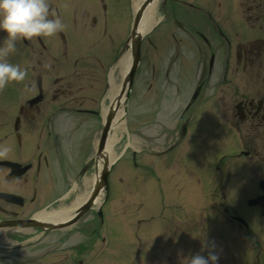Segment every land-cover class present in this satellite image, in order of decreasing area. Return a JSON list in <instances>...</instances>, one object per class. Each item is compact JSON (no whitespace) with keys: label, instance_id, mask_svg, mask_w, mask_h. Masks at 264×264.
<instances>
[{"label":"flooded vegetation","instance_id":"flooded-vegetation-1","mask_svg":"<svg viewBox=\"0 0 264 264\" xmlns=\"http://www.w3.org/2000/svg\"><path fill=\"white\" fill-rule=\"evenodd\" d=\"M46 2L49 5V17H55V0ZM216 5L218 9L224 8V16L229 23L224 32L229 39L228 44H223L217 38L213 23L199 15L195 23L197 36L192 45V64L197 77L194 90L198 92V97L201 98L206 91L215 90L218 85L222 96L219 103L223 113V125L217 126L215 118L211 115L193 117L187 128V134L190 136L188 150H198L200 145L207 150L214 149L215 139L222 133L217 129L222 128L231 149L224 162L215 166V174L209 182L216 181L226 190L239 187L242 194L233 193L232 196L241 201L246 194L248 195L245 197L248 198L260 193L258 182L264 180V0H236V3L223 0V3L218 1ZM34 54L39 55L40 52L36 51ZM39 64L37 57L34 60L36 68L33 65L32 69L39 71ZM212 76H217L222 83H214ZM6 93L5 84L0 88V148L6 147L8 151L0 155V159L30 163L28 169L21 174L10 171L7 165H0V190L21 196L20 204L0 200V218H16L28 215L32 204L37 203L40 162L38 143L34 139L29 144L24 141L21 133L18 138H15L13 133V137H9L6 116L8 101L4 99L7 97ZM198 102L197 99L188 100L180 114H190V107L194 109ZM196 109L198 111V107ZM38 112L39 108L35 105L25 104L21 110L26 129L35 136L39 135L34 131ZM194 141L197 147L191 148ZM223 198V193L218 197L213 194L210 196V202L222 203ZM222 208L220 214L232 224L235 221L233 212L227 211L226 206ZM9 234L15 238L22 234V230L12 228ZM58 240H55V243H58ZM55 246L65 253L60 256L61 259L52 260L49 264H72V261L74 264L78 261L81 244Z\"/></svg>","mask_w":264,"mask_h":264},{"label":"rangeland","instance_id":"rangeland-1","mask_svg":"<svg viewBox=\"0 0 264 264\" xmlns=\"http://www.w3.org/2000/svg\"><path fill=\"white\" fill-rule=\"evenodd\" d=\"M203 2H206L207 4H210V0H202ZM91 3L95 5L96 2L91 0ZM214 13L217 14V10L214 6H211ZM131 8H132V1L131 0H119L118 1V8L116 9L117 17L116 23H115V30L111 32L112 40L108 41L107 44V50L104 51L101 49V51L104 54V59L102 60L103 64L106 66L108 65L112 59L113 55L117 51V47H119L127 35L129 28H130V18H131ZM192 7L190 5H178L177 7L169 8L168 6L163 11L161 19L156 27L157 30H164L167 28H173L174 32H177V30L174 27L173 24V17L180 16L187 14V16H194L192 12ZM221 22L224 26H226L227 21L222 16L220 18ZM86 32H90L89 30H86ZM85 39L81 41L82 51H86L87 48H92L93 51H97L98 46L92 47L89 46V35L84 34ZM99 36H92V40L97 38ZM108 40V39H107ZM102 42H104V38L102 39ZM174 47L169 45L167 49V55L160 57V54L155 52L153 48L147 44L145 41H142L141 44V59L139 66L135 72L134 79H133V85L131 87V91L129 92L128 101H127V127L122 126L120 129L115 130V134L118 137L115 139L113 143V148L115 151V155L118 153L119 157L114 163L109 171V196L104 202V211L106 215V224L109 234L107 235V238L109 240V243L102 245L100 247L99 239L92 236L93 239H90L91 237L79 236L76 235L78 232L77 230L81 229H87L90 230L92 226L94 227V219L95 215L93 214V210L85 213L71 228L69 229V232L71 235L69 236L68 242L76 244L79 243L81 239H84L85 244L82 249L84 250L83 256L86 259V264H148V256H147V250H142L139 254H137L135 257L132 256L131 248L129 247V240L132 227H136L137 225V218L142 217L146 220L149 219V211H145L146 209L154 210L159 207L160 201V192L161 189H164L159 183H155L153 187V193H150V191L146 188V181L147 179H153L148 178L146 173L144 172L145 169H142L140 167H134L131 164V161L133 159L134 152L132 149H129V145L136 148H139L144 141L145 135V127L142 129L143 132H139L136 134L134 133L135 127H140L141 125L147 124L152 120V117L161 116L163 120H165L166 117L171 118L172 115L176 111L177 108L173 111V113L166 115V112L161 113L164 104V101H176L178 98L175 96L176 94L174 91H170V89L173 88L172 83L175 81V87L178 88V91H182L185 89V78L186 74L183 78L177 79V76L175 74L171 77L172 82L167 83L165 78L161 75V70L157 71L154 76L151 75V64L155 65V71L157 68L162 69L164 65L166 64L167 58L170 57L172 53H175ZM111 52V55L108 56ZM85 52L83 53V55ZM176 62V61H174ZM173 64L175 65L176 63ZM77 68H83L86 70V74L80 76V80L78 81L77 85L81 86V89L76 91L77 86H74V88L71 90L73 100H80L82 102V105L84 107H93V110L95 111L98 109L99 113L95 116H89L86 114L79 115L75 120H73L75 123L74 129L72 130V136L74 132L75 138H81L84 134V143L89 145V137L90 133L93 131V129L96 128V131L93 134H95V139L98 136V132L100 129V105L99 100L100 97H102L104 91L107 88V70L105 67L103 68V71H101L100 67L94 62H88L87 60H81L79 61V64L75 66ZM72 67V70L75 68ZM159 72V74H158ZM114 78L116 82H120V74L118 72V69H116L113 73ZM169 84V85H168ZM150 86V87H149ZM164 87V88H162ZM75 96V97H74ZM96 102V103H95ZM98 107V108H97ZM136 124V125H134ZM135 127H134V126ZM133 126V127H132ZM77 128V129H76ZM76 129V130H75ZM133 131H132V130ZM81 132V133H80ZM81 134V135H80ZM73 137L72 146L77 148L79 144V140L75 139ZM78 143V144H77ZM183 144L181 143L180 147ZM124 147H128L127 149H124ZM89 152H87V155H89ZM143 153V154H142ZM142 153L140 154L138 151H136V155L138 158V162L140 163H146L147 160H149V157H145L144 154H146L145 149H142ZM177 154V153H176ZM117 156V155H116ZM77 163L76 166L80 165L81 160L79 159L80 156H77ZM165 158V157H164ZM155 160V159H154ZM76 166L74 163L71 165V169L74 171L76 170ZM92 174L89 173V171L86 172V177H90ZM91 178V177H90ZM84 186L81 187V191L78 193L81 194L83 191V188L85 190H88V185L85 183ZM175 192L178 193H185V194H191L190 191H188L186 188H179L175 187ZM177 196L170 195L169 200H175L176 201ZM73 198V197H72ZM69 200H73V199ZM233 199V198H232ZM168 200V201H169ZM188 207H192V210L196 213V209L198 207H202L206 210L207 213V204L201 203L196 205H190L186 204ZM167 207V221L166 225L164 223H161V227H168L180 216L181 209L177 210L175 208H171L170 203L166 206ZM171 209V210H170ZM182 210H184L182 206ZM240 210V209H238ZM145 211V212H144ZM186 211V210H184ZM209 211H211L209 209ZM242 212V210H241ZM155 215V214H153ZM245 215V214H244ZM204 216V215H203ZM156 217V216H154ZM209 221H212L211 217L209 218ZM114 222V223H113ZM126 223V224H124ZM113 224V225H112ZM126 225V226H125ZM143 223H139V226H142ZM206 227H210V229L216 227L219 230L214 232L213 235L205 236L199 231L198 233L203 235L204 239L206 240L205 243H212L213 241L216 244V250H212L217 253L218 259L221 258V252L225 251L226 247H229L230 250L227 251V255L230 253L235 254V252H238V245L241 246L239 235L235 236L234 234H226V232L223 231L221 227L218 226H212L209 224ZM238 226H233V229L237 230L236 233H238L239 229ZM140 228L138 236L142 239L146 240L148 236L147 229ZM159 228V227H158ZM202 230V229H201ZM138 231V230H137ZM256 233L260 236V240L264 243V232H262V229L256 228ZM68 232V231H67ZM200 235V236H201ZM111 236V239H110ZM249 236V235H248ZM255 236L252 235V237H249L247 240L251 241V239ZM49 236L41 242V245H47ZM112 241V242H111ZM256 241V239H255ZM75 242V243H74ZM201 243L203 241H200ZM252 242V241H251ZM257 242V241H256ZM89 243V244H88ZM88 244V245H87ZM264 245V244H263ZM174 246V245H171ZM212 245L205 244L203 247H201V255L205 254L207 255V252L209 251V248H211ZM145 248V247H144ZM102 249V250H101ZM174 248H167L169 251L168 253L173 254ZM102 251V252H101ZM264 253V251H263ZM64 253H61L60 251H55L51 254V257H54L55 259L58 256H61ZM185 253H182V255ZM139 255V256H138ZM186 256V255H185ZM192 256V253H187L186 258H190ZM248 259L249 263L252 261V255L251 253H248ZM230 264H240L238 263L237 259L241 262V257L239 256L236 258V255L230 256ZM243 261V260H242ZM262 264H264V255L261 258ZM156 263V262H155ZM158 264V263H157Z\"/></svg>","mask_w":264,"mask_h":264},{"label":"clouds","instance_id":"clouds-1","mask_svg":"<svg viewBox=\"0 0 264 264\" xmlns=\"http://www.w3.org/2000/svg\"><path fill=\"white\" fill-rule=\"evenodd\" d=\"M46 0H0V30L6 33V44H0V88L13 80L20 81L25 71L2 59L15 49V38L50 35L62 28L58 18L49 17ZM8 149L0 148V155ZM217 253L209 248L207 255L199 253L187 259V264H217Z\"/></svg>","mask_w":264,"mask_h":264},{"label":"bare ground","instance_id":"bare-ground-1","mask_svg":"<svg viewBox=\"0 0 264 264\" xmlns=\"http://www.w3.org/2000/svg\"><path fill=\"white\" fill-rule=\"evenodd\" d=\"M154 15V8L153 5H149L145 8L144 13H143V17L139 23V30L141 32H144L145 30H147L149 28V26L152 23V18ZM129 60H130V56H129V52L126 51L124 52L119 58L118 60L115 62L114 66H112L110 68V70L108 71V87L106 90V93L104 95V97L108 100L111 101V104L113 106H115V104L117 102H121L122 100V95L120 93L121 91V86H119L118 82H116L114 75H113V71L114 69H118V72L120 74V76H123L124 73L127 70L128 64H129ZM107 103H102L101 104V115L104 116V113L107 111ZM123 109L122 107L119 105L117 108V111L114 115V119L111 125V133L108 136L107 140H106V147L103 150V154L101 155V159L99 160V163L97 165V174L99 172L102 171V167L104 166L105 161L107 160L108 162L112 161L114 156H115V151L113 148V143L115 141V139H117L118 137L115 134V130L116 129H120L123 126ZM85 195H88L89 197H94L95 199H98V196L96 195L95 191L94 192H90L89 190H85ZM81 197L76 198V200L72 201L69 205L67 206H63L60 208H56V209H52L49 211H45L42 212L40 214L41 217L45 218V219H51V220H57V219H63L65 218V216L67 215V213L71 210V208L78 203V201L80 200Z\"/></svg>","mask_w":264,"mask_h":264},{"label":"water","instance_id":"water-1","mask_svg":"<svg viewBox=\"0 0 264 264\" xmlns=\"http://www.w3.org/2000/svg\"><path fill=\"white\" fill-rule=\"evenodd\" d=\"M133 43H132V48L134 49L133 52H134V60H133V64H132V67L127 75V80L128 82L130 81V78H131V74H132V71L134 69V66H135V62H136V59H137V50H138V41L139 39L138 38H133ZM111 116V113H109L108 115V120ZM102 140L103 138H101V141H100V146L102 145ZM106 173H107V167H104V169L102 170V174H101V182H103V180H105V176H106Z\"/></svg>","mask_w":264,"mask_h":264}]
</instances>
